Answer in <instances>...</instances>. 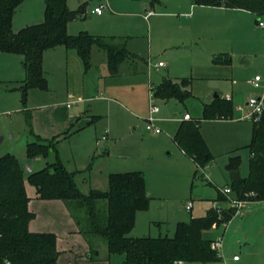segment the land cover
<instances>
[{"label":"rangeland","instance_id":"obj_1","mask_svg":"<svg viewBox=\"0 0 264 264\" xmlns=\"http://www.w3.org/2000/svg\"><path fill=\"white\" fill-rule=\"evenodd\" d=\"M124 1L130 3L128 0ZM165 1L168 2L169 10H175L177 15L182 13L181 19L178 20L188 22L189 17L184 14L186 10L183 7L177 9L178 1L185 4L187 0ZM85 2L91 8L98 4L108 7L107 0H68L72 10L79 9ZM113 9L120 11L115 7ZM86 15L83 12L82 16L74 21L75 25L87 27L84 31L89 33L91 30H99L101 18L96 16L88 18ZM157 18V16L151 18L154 26L150 28L147 21L139 17L136 29H131L130 34L135 49L142 57H148L153 63L164 61L168 64V59L155 53L156 51L148 54L151 38L153 49L161 43L160 33L154 23ZM259 20L264 21V17H260ZM249 22L244 24L245 28L239 29L236 36H234L235 31H232L230 39H224V42L216 45L215 48L210 44V33L204 35L198 47H193L192 51L202 58L208 55L207 52L215 51L214 49L231 53L237 76L233 75L230 67H225L218 74L209 70L208 72L217 75L211 74L205 79H196L197 75L190 74L189 77H194L192 97L184 102L176 99H155L160 108V112L155 114L156 126L162 130L161 134L146 129L150 117L151 82L157 83V75L154 74L153 79L148 76V82L144 84L140 80L145 79V76L140 75L142 73L135 74L133 69H128V63L121 66V74L116 78H111L109 72L105 73L102 66L101 72L104 75L99 82L101 90L97 91L88 86V83L83 87L85 75L81 62L70 63L68 78L59 66H55L53 72L49 73L51 74L50 90L31 89L26 101L23 99L22 91L19 90V80L16 78L9 80L6 75L0 74V137H3L0 142V157L9 152L14 153L24 168L28 165L34 171L41 170L47 161L55 160L56 154L50 151V156L42 158L40 162L29 159L26 148L29 141L36 140L34 134L52 139V134L62 131L60 130L63 129L62 117L64 113L66 115L67 110L73 113L81 107L89 117L98 114L101 116L98 121L91 123L83 131L72 134L71 137L61 139L58 149L65 166L70 171L76 172V182L84 193H88L92 188L108 189V172L142 171L148 180L151 196L148 208L138 211L136 229L131 236H173L178 222L205 215L210 208H213V199L218 198L217 189L228 187L227 184L231 186V171L227 167L229 151L240 148L242 162L240 177L249 174L250 149L246 145L251 142L253 123L245 119L244 112L238 107L244 105L248 98L258 95L259 89L250 84V81L256 75L264 77V27L256 22ZM89 27L91 30L88 29ZM150 29L152 35L149 34ZM231 48L234 52L228 51ZM243 53H246V56ZM243 59L245 62L242 61ZM152 68L156 73H163L164 68H155L154 65ZM89 76L91 77L92 74ZM232 80L236 83L233 84ZM216 94L221 98L230 97L233 100L234 117L226 121L224 119L203 121L205 139L216 159L212 166L200 171L194 179L195 166L185 162L182 156L176 153L169 130L177 124L175 113L180 116L188 112L192 117H202V101L210 102ZM98 96L103 98H96ZM80 98L84 101L75 103ZM112 98L118 99L119 102L111 100ZM111 103L112 105L109 106ZM68 105L70 108H67ZM28 116L31 117L32 126L26 121ZM105 130H108L109 138L98 145L97 141L102 138ZM107 148L110 150L109 155L104 154ZM226 198L227 201L219 204L229 208L230 199L227 196ZM250 199L255 200L254 197ZM189 203L193 206L190 211L186 209ZM251 209L260 211L258 215H254L257 219L253 221L264 222V201H256ZM244 214L245 218L238 214L231 224L221 225L204 234L210 239L217 236L216 239L221 240L223 245L220 250L223 258L220 256V260L208 264H264V230L260 232L253 222H246L249 213L245 211ZM93 243L98 245L96 250L90 252L95 259L107 258L109 251L106 242L102 238L93 237ZM97 252L100 254L95 256ZM235 256H238V261L234 260ZM118 257V254L112 255L114 264L117 263ZM187 264L204 263L187 262Z\"/></svg>","mask_w":264,"mask_h":264},{"label":"trees","instance_id":"obj_2","mask_svg":"<svg viewBox=\"0 0 264 264\" xmlns=\"http://www.w3.org/2000/svg\"><path fill=\"white\" fill-rule=\"evenodd\" d=\"M23 1L0 0V52L23 55L27 76L20 82L19 90L24 101L31 89H48L43 65L46 50L58 46L75 50L87 71L92 65V49L98 47L105 51L109 72L113 76L119 73L125 60L136 57L128 50L126 41L119 43L116 36H96L88 31L76 35L69 33L68 23L83 14L84 3L79 9L72 10L68 0H45V20L16 32L13 19ZM150 2L155 6L161 0ZM195 3L244 9L257 14L258 22L264 16V0H195ZM213 61L225 65L231 63L232 57L224 53L215 56ZM192 82L191 77L164 78L153 86L154 96L184 102L193 96ZM233 113V100L217 97L210 104H204L202 118L184 120L180 124L174 140L197 164L194 179L215 159L201 132V122L232 119ZM26 121L32 126L30 116ZM252 131V140L247 145L250 149L249 174L239 182L233 181L231 188L242 197L244 193L252 192L256 194L255 201H264V117L258 125L253 124ZM31 132L34 134L32 129ZM34 136L36 140L29 141L26 148L29 159L48 158L50 151L56 154L55 160L47 161L41 170L26 175L16 154L9 152L0 157V264H58L57 235L29 229V223L36 215L29 209L26 180L36 188L38 199L64 201L92 252L97 249L93 237H99L108 245L109 253L124 256L125 264H174L177 260L208 264L221 259L218 250L213 248L214 240L204 234L214 227L227 225L237 215V209L229 207L219 212L210 208L203 216L178 222L173 236L133 237L131 232L135 229L137 213L146 210L150 201L144 173L138 170L111 173L108 189L92 188L84 193L76 182V172H71L61 159L58 149L61 139ZM228 163L231 172L239 171L241 157L232 155ZM218 194L213 202L227 201L220 189ZM89 259H95L94 255L91 254Z\"/></svg>","mask_w":264,"mask_h":264},{"label":"crops","instance_id":"obj_3","mask_svg":"<svg viewBox=\"0 0 264 264\" xmlns=\"http://www.w3.org/2000/svg\"><path fill=\"white\" fill-rule=\"evenodd\" d=\"M128 1L130 3L128 2L126 3V1L124 0H110V1L107 0L108 7H105L103 9L104 10L103 13L101 14H97L96 12H94V9L102 4H98L94 6V8H91L90 5H88V3L85 2L84 3L86 5L84 9L85 15L87 14L86 16L88 18H91L92 16L101 18V23H100L101 28L99 30L97 29L96 31L94 30L92 31L90 27L88 29L91 30L90 32L92 34H97V35L101 34L106 37L116 36L117 37L116 41H118L119 43L126 41L128 50L132 52L136 57L125 60L121 64V66L124 63H128L129 66L128 69H133V72L135 74L142 73L140 75L145 76V79L143 80L141 79L140 81H142V83L144 84H147L148 76H150V78L153 79L152 76L156 74L158 81L157 83L151 82L152 86H156L160 84L164 78L178 80V78L189 77L190 74L192 76L197 75L196 79L198 78L205 79L207 77H210L211 74H213L208 72L209 70L212 72L216 71L218 74L219 72H222L223 71L222 69H224L225 67H230L232 69L233 75L237 76L235 75V70L237 69H235L234 67L235 63H234L233 55L231 53L227 51L224 52L219 51L221 49H214L215 51H211L209 53L207 52L206 54L208 55L207 56L205 55V57L202 58L196 52H193L192 49L193 47H198V44L203 40L204 35L206 33H210V37H209L210 44L212 45L213 48H215L216 45L224 42V39L225 40L230 39V36H232L231 35L232 31H235L234 36H236L240 28L242 29L245 28L244 24H246L247 22L250 23L249 21H253V23L256 22L257 24H259V22L257 21V17H258L257 14H253L247 10L240 8L233 9L225 6H211V5L205 6L195 3V0H187L185 4H181V1H178V8L176 7L177 9L183 7L186 10L184 14L186 15V17L187 16L189 17L188 22H182L178 20L181 19L180 14L182 13H178L179 15H177V12H175V10L173 11L169 10L170 7L168 5V2L165 0H161V3L155 6L151 5L150 0H133V1L128 0ZM112 7L113 8L115 7L117 8V10L120 11H116V9H113ZM44 11H45V0L23 1L16 10V14L13 19L14 30L18 32L21 30L22 27L43 22L45 15ZM153 16L158 17L157 20H154V23L156 24L158 33H160L159 39L161 40V43L157 48L153 49V40L151 38L148 54H152L151 52L156 51L155 53H158L160 56H165L168 59V64L165 63V65L162 66V69L163 68L164 69H163V73L161 74L153 71V68L150 67L149 65L150 61L148 60V57L147 58L142 57L140 53L135 49L134 43L132 41L133 37L130 34L131 29H136L137 27L136 24L139 20V17H143L144 20H146L147 23L150 25V28H152V26H154L151 20ZM174 18H176L177 20ZM76 20L70 21L67 26L69 33L73 35H76L82 32L81 30L84 31V28H87V27L82 28L80 26L75 25L74 21ZM149 34L152 35L151 29L149 31ZM228 51L234 52L232 48ZM193 53L196 55H194ZM224 53L229 54L232 57L231 63L225 65L215 64L213 61L215 56L221 54L223 55ZM243 54L246 56V53ZM91 57H92L91 59L92 65L87 71L86 70L84 71L83 61L75 50L66 49L64 46H58L53 49L46 50L43 56L44 70L48 78V89L46 91L50 90L49 88L51 85V74L49 73L53 72L55 66L56 67L59 66L60 67L59 69L64 73H66V77L68 78L69 77L68 69L70 63L80 64V62L83 66L82 67L83 73L85 75L82 83L83 87H85V84L88 83L89 85L88 84L87 85L91 86L94 90L96 91L101 90L99 82L102 76L104 75V73L101 72V67L102 66L104 67L103 70L105 71V73L109 72L108 57L106 56L105 51L99 49L98 47H93L91 52ZM23 61H24L23 55L21 56L19 54H14L9 52L6 53L0 52V74L6 75V78L7 79L9 78V80L16 78L19 80L18 83L22 82L27 76L25 73ZM242 61L245 62L244 59ZM121 66L118 71L119 73L116 74V76H113L111 72H109V76H111V78H116L117 76H119L121 74L120 72ZM89 74L90 75L92 74V76L90 77ZM217 74H213V75H217ZM191 78H193L194 80V77ZM86 79H88V81ZM232 82L233 84L236 83L235 80H232ZM250 84H252L251 81ZM192 90H193V86H192ZM259 92L260 91L258 90V94ZM216 95L210 100V102H212L213 99L220 97V95H218L217 97ZM96 98L101 99L103 97L98 96ZM111 100H115V102H119L118 99L116 100L112 98ZM163 100H169V99H163ZM83 101L84 99L80 98V100L75 101V103H82ZM210 102L202 101V106L204 107L205 103L210 104ZM111 105L112 103L109 106ZM67 108H70L69 105ZM83 109L84 108L80 107L78 110L73 111V113H71V111L68 112L67 110L66 115L64 113L62 117L63 129H60L62 131H58V133L52 134L53 138L55 136L59 137L60 139L65 137H71L72 134H76L83 131V129H85L88 125L98 121L101 118V116L98 114L89 117V115H87V113L84 112ZM185 113H183L180 116H178L176 113L174 114V117H177L176 119L177 124L174 128H171V130H169L170 138L173 146H175L176 153L180 157L182 156V159H184L185 162L188 163L190 162L193 166H195L197 170L198 167L197 164H195L194 161L189 156H187L181 148L178 147L177 143L174 140V137L177 134L176 132L180 127V124L184 121L183 115ZM192 118L195 119L202 117H192ZM232 119H226V120H232ZM212 120H223V119H212ZM203 121H211V120H203ZM203 121L200 124V129L204 135L203 132L204 125L202 124ZM162 122H164V120H162ZM252 129L253 126L251 128V131ZM161 133L162 131L157 134H161ZM252 135H253V131H252ZM206 142L208 144L207 140ZM208 146L210 148L209 144ZM210 149L212 152V148ZM104 154L109 155L110 150H108L107 148ZM228 155H229L228 156V162H229L230 156L232 155L240 156V148L229 151ZM215 159L206 168L212 166ZM40 160H43L42 157L34 159L35 162H40ZM33 171L34 169H32V172ZM28 174L29 172L26 173V175ZM109 174H111V172L110 173L108 172L107 174V182H108ZM231 178H232V172H231ZM145 180L147 181V192H148L147 194L148 196H151V191H149L148 180L146 176H145ZM232 182H233V178H232ZM25 184L27 188V194L30 199L29 209L32 212H34V214L36 215V217L30 221L29 229L32 230L33 232H38V233L52 232L57 235L58 237L57 245L60 250L58 264H114V260L112 259V255L114 254L111 253H109L107 255V258H105L104 260L89 259L91 255L90 253L91 245L88 244L85 237L79 232L75 219L69 213L63 200L38 199L36 188L32 184H30L27 180L25 181ZM226 186H230V185L227 184ZM218 189L221 188L219 187ZM218 189H217V193H218ZM255 202L256 201H253V203H250L249 206L246 208L245 211L246 213L249 214L247 215L248 217L245 221L253 222L256 225V227L258 226V230L261 232L264 230V222L253 221L257 219V216L254 215H258V212H260L257 210L253 211L251 209L252 206L255 204ZM192 209L193 206L190 210ZM237 215H235L227 225L231 224V222L235 220ZM240 215H242L241 217L245 218L244 213ZM246 222L244 224L245 227H246ZM245 227L243 226L244 233H245ZM214 228H219V227H214ZM135 229L131 233L134 234ZM133 237H135V235H133ZM216 238L217 236L212 238V240H215ZM95 247H98V245L95 244ZM99 254L100 253L97 252L95 256H98ZM118 256L119 257L118 259H116L117 262L116 264H121V263L125 264L124 256L123 255H118ZM221 257L223 258V256ZM234 260L238 261L239 259H234ZM185 264H187V262H185Z\"/></svg>","mask_w":264,"mask_h":264},{"label":"built area","instance_id":"obj_4","mask_svg":"<svg viewBox=\"0 0 264 264\" xmlns=\"http://www.w3.org/2000/svg\"><path fill=\"white\" fill-rule=\"evenodd\" d=\"M107 7L104 5H99L98 7H96L94 9V12H96L97 14H101L103 13V9ZM259 25L261 27H264V21H259ZM150 67H152L154 65L155 68H162V66L165 65L164 61H160L158 63H153V62H149ZM251 83L254 85V87L256 89H259V94L257 96H252L250 98L247 99V102L244 105H241L238 107L239 110L244 112V116L245 119H248L250 121H252L253 124L258 125V123H260V121L263 119L264 117V77L261 75H256V77L251 81ZM229 100H232L230 97H226ZM155 96H154V91H153V86H151L150 89V102H151V106H150V117L148 119V123L146 126L147 130H151L154 133H160L162 130L160 128H158L156 126V120L157 118H155V114H157L160 111V108L157 106L156 102H155ZM70 107V105H69ZM184 120H191L193 119L189 113H185L183 115ZM108 130H105L102 138H100L97 141V144H101L103 141L107 140L108 137ZM25 169L28 172L32 171V168L30 166H26ZM221 193L224 194L225 196L229 197L230 199V206L229 207H233L235 209H237V214H243L244 211L246 210V208L249 206L250 203H252L255 200H251L250 197H254L256 194L252 193V192H248V193H244V197L237 195L234 193L233 189L231 188V186L228 187H224L220 189ZM213 207L215 209H217L219 212L222 211V209L224 208L223 206H221L219 204V201H215L213 204ZM192 208V203H189L186 205V209L190 210ZM222 241L221 240H214L213 243V248L217 249L220 255V250L222 249ZM234 259H238V256H235ZM174 264H185V261L183 260H177L175 261Z\"/></svg>","mask_w":264,"mask_h":264},{"label":"water","instance_id":"obj_5","mask_svg":"<svg viewBox=\"0 0 264 264\" xmlns=\"http://www.w3.org/2000/svg\"><path fill=\"white\" fill-rule=\"evenodd\" d=\"M218 95H216V97H217ZM3 140V137H0V142ZM232 178H233V181L234 182H239L240 180H241V178H240V175H239V171H233L232 172ZM147 196H148V194H147Z\"/></svg>","mask_w":264,"mask_h":264}]
</instances>
